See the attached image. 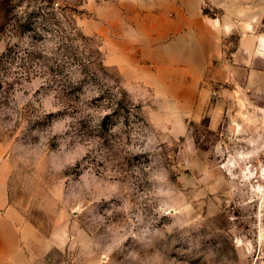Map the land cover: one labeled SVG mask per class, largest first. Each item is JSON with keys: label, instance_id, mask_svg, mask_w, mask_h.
Masks as SVG:
<instances>
[{"label": "rangeland", "instance_id": "obj_1", "mask_svg": "<svg viewBox=\"0 0 264 264\" xmlns=\"http://www.w3.org/2000/svg\"><path fill=\"white\" fill-rule=\"evenodd\" d=\"M165 1L0 0V208L42 263L264 264V94L238 55L264 0H196L212 84L152 40Z\"/></svg>", "mask_w": 264, "mask_h": 264}, {"label": "crops", "instance_id": "obj_2", "mask_svg": "<svg viewBox=\"0 0 264 264\" xmlns=\"http://www.w3.org/2000/svg\"><path fill=\"white\" fill-rule=\"evenodd\" d=\"M150 25L153 29L160 27L161 30V35L152 37L153 41L165 37L168 48L177 47L174 58L187 60L196 54L195 57L200 59L198 64L176 66L182 77L189 76L191 82H199L201 78L207 77L206 80H211V84L219 78L225 79V63L220 61L222 51L216 48L220 38L216 24L201 15L198 1H165L158 13L154 14ZM241 43V50L248 53L238 55L244 61L243 64L248 66L244 69L247 76L253 78L250 83L256 92L264 94V32L252 33L251 37L246 35ZM0 264H47L46 260L41 262L39 253L27 248L17 224L5 206L0 208ZM55 264L69 263L61 260Z\"/></svg>", "mask_w": 264, "mask_h": 264}]
</instances>
